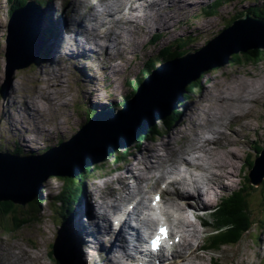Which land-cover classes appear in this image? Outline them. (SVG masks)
Returning <instances> with one entry per match:
<instances>
[{
    "label": "rangeland",
    "instance_id": "374dc122",
    "mask_svg": "<svg viewBox=\"0 0 264 264\" xmlns=\"http://www.w3.org/2000/svg\"><path fill=\"white\" fill-rule=\"evenodd\" d=\"M57 1L59 2L56 6H58L60 10H65L70 4V0ZM62 1L64 2L63 6ZM251 1L237 0L235 1L236 3L232 2V4L227 6L226 10L215 14V17L212 16L210 19H204L211 11L210 10L206 11L205 16L203 14V19H198L196 15L199 12V7L204 3L207 5L212 2V0H198L197 2L199 3H196L197 6H187L180 10V12L173 14L175 18H173L174 26L172 28L166 30L162 28V26L159 27V24L157 23L156 26L158 29L156 31L165 33L167 39H169L181 35L187 28H190L189 31L179 36V38H185L186 36L191 35V38H193L192 42L196 40V43L190 44L186 49H196L202 46L217 29L221 28L223 25L230 24H224V22L231 17L230 13L233 10L243 9L242 11L244 12L249 11L250 9H261V11L264 12L263 1ZM101 2L102 1L99 0V2L95 4L96 0H84V5L93 6L94 10L88 8L86 10L83 9L82 12L89 16L91 13L96 14L97 16H102L101 20H104V14L100 13L103 12ZM4 5L6 6L5 1L0 0V115L2 114L1 110L3 105H5V103H10L13 98L16 99L13 101L14 107L10 106L9 109L11 114L15 113L13 116H8L9 118L12 116L10 124L18 126L19 124H22L28 130H22V133H20V131L14 132L13 129L12 131L9 128L10 124H6L9 120L0 116V142H7L3 140V136L7 137L9 134L17 135L19 138L17 139V147L25 149V152L42 153L46 147L55 146L59 141L64 140L68 136H71V134L75 133V129L87 120V117L79 115V111L76 107L77 102L84 104L86 110H92L90 107L92 105H102L96 106V108L110 106L105 103H114V106H119L121 104L120 101L124 100V97L127 96L126 94L133 93L135 87L134 81H138L140 77H143L145 61L148 57L155 53L157 54L159 51L158 44L148 46L149 51H146V48L141 52L138 50L136 52H140L137 53L139 54L140 59H136L133 55L136 52H131L128 58L120 61V74L119 72L115 74L110 73L99 79H96L95 77L89 78V76L83 79L81 78L80 86L83 87V90H79L78 88L76 90V87L74 86L72 92L73 95L69 97L67 93L52 94V97L55 98L54 103L56 104V107L53 103L54 105H51L45 112H40L42 114L40 116L37 113L26 109L28 102L27 100L24 101V98H28L33 103V101H35L33 98L37 97L17 98L20 97L18 90L26 89L25 92L31 95L32 89L28 85L24 86L27 84L25 80L27 77L25 78L24 74L32 75L33 73L42 70L44 72V77L49 75L54 76L55 74L49 72V70L52 71V69H54V64H51V62L47 63L43 59H40L41 57H37L35 60L39 62L35 61L31 65V67H33L32 69H28V67L25 71L24 69H14L12 74L13 81L8 88V93L6 95L1 93V85L5 80L6 71L3 51L6 44L5 33L8 23L6 16L3 14ZM49 5L55 8L54 3ZM112 7H114V5H112ZM68 9H71V6H69ZM97 9L100 11H97ZM186 9H188V11L183 13ZM99 21L100 19H98L97 23L100 25ZM116 31L123 32L120 28L112 27V32ZM128 31H130L131 38L136 44L147 38L141 30L132 26L130 28L128 27ZM35 36L36 40L41 42L42 38H39L37 34H35ZM167 39L164 37L161 42ZM55 44H57L56 39L54 41V45ZM234 55L235 54L228 55V62L226 64L215 66L213 69L202 74L199 78L187 83L182 90L181 97L176 103V106L169 109L162 118L157 119L154 125L148 129L147 133L141 135L132 146L110 154L104 160L92 167L82 169L77 174L80 175L84 170L91 169L88 176H82L80 184L83 186L80 197L83 196L86 203H91L94 201L91 198L92 191H94L97 196H100V192H97V189L101 191V194H104V191L106 190L104 189V186H116L119 184L117 186L119 187L121 184L119 180H122V176H125V171L129 170V168L131 169L132 167L134 170L133 172H140L138 170L136 171V168L143 167L145 164L150 163V156L156 154H160L161 157L165 158L163 160V167L169 166L170 159H176L178 154L179 158H182L183 155L187 156L186 153H191V149L194 148L197 142L203 139L201 138L203 135L210 136L209 133H211V129H217V133H211V137L213 135L215 138L219 137L212 146V149L215 154H218L216 159L218 166L217 173L223 174L220 182L223 187L226 188V192L219 190V196H223L225 193L227 194L224 196L223 201L215 206H213V203H209V193L206 192L202 195L201 201L207 206L206 208L204 207V214L197 216L194 220V228L198 232L193 237L192 243L189 245L190 248H187V250L191 251L192 249L201 246L200 253H198L201 255V264H259L260 261H264V181L261 183L257 181L260 174L257 173L252 175L251 180L255 181L256 184L253 185L254 188H251L250 186L252 185L248 180V175H250L253 170L255 171V167L250 169L248 166L249 158L250 160L254 158L250 153L254 155L252 149L254 147H260L262 144L264 145V90L262 89L260 92L261 94L257 95L258 97L255 98L251 105L245 103V100H247L248 97L256 96L255 94L249 95L250 90L254 88L257 83L264 81V59L255 63L252 58L238 54V61L233 62L231 57ZM75 70L77 69L74 66L66 72L61 71L60 73H65V77H68V79L77 84V79L80 73L76 72L75 75ZM74 77L77 78L73 79ZM116 77L118 78L115 79ZM83 83L89 85L91 83L92 85L85 86ZM21 84L23 87L20 86ZM61 84V82L54 84L51 83L50 88L56 89L57 87L62 86V89H64V86ZM15 86H17L18 90H15ZM31 87H33V85H31ZM188 87H191L192 89L188 90ZM104 88L106 91L103 90ZM63 92H65V90ZM97 92H101L99 97L102 98L96 100L102 101L103 103L94 102L93 97L98 95ZM61 94L66 98L61 99ZM189 96L190 98L188 99ZM222 96H226L227 99L225 98L222 100ZM228 97L230 100H228ZM39 98L47 99V101L51 100L50 94L46 91L39 92ZM233 98L236 100L235 102L233 101ZM18 100H20L18 103L19 107L16 106ZM240 101H244L246 105H243ZM115 102H117V104ZM58 103H62V105L59 106ZM63 103H66L65 106H63ZM231 103L235 106H230ZM20 106H22V108ZM238 107L243 111L239 110L238 112L236 109ZM187 109L188 112L186 114ZM26 110L29 111L30 114H27ZM183 113L184 115L182 117ZM229 113H233V115H236L234 113H238V117H241L245 113L247 114L243 118H240L239 121H235L230 117ZM174 115L175 118L170 121ZM223 119L226 120L224 121ZM37 120L40 122L37 124L38 128L40 127L46 131L42 135L37 132L38 128L34 124V121ZM155 125L158 127V133L156 134L152 132V134L149 135V132H151V129ZM59 126L69 129V135H57V130L60 128ZM219 131L223 133L219 134ZM233 131L235 136L231 135ZM48 134L56 136L51 137L48 136ZM144 136H146V138H144ZM29 138L39 140V144L35 146L38 148H25V145L34 142H28ZM224 140L228 141L227 144L223 145L224 147L221 150H218L220 149L219 144ZM143 146L148 147V150H142ZM166 155L169 156L166 158ZM137 158L139 159V162L136 161ZM246 162L247 167L245 165ZM133 166L138 167L134 168ZM153 173L158 175L159 171L154 169ZM149 181V186L146 188L144 187L145 191H149V196H152L155 191H162L158 189L163 186V181L159 179L156 180L155 177ZM63 184L64 182L60 178L55 177L52 180L47 179L45 181V184L43 185V204L40 205V211L37 217L31 221L16 226L13 229L4 226L0 221V254L8 255L9 257L12 254H15V256L19 254L27 264H52V260L49 258V250H51V246L56 244L57 239L61 234V227L57 224L54 218L53 207L46 201L50 199V202H52L55 194L61 190ZM239 190H241V193L244 196V203L238 202V199L230 201V196L233 192ZM138 193L139 191L136 190L133 196ZM256 193L260 194L258 199L256 198ZM127 194L128 192L123 193L122 196H126ZM133 196H131V198ZM141 196L142 194L138 195L137 199H140ZM119 197H121V195ZM260 198L263 203L260 202ZM124 202L125 201H123L122 204ZM82 203L83 200L80 201L77 208H79ZM130 203L133 202L131 201ZM242 203L246 205L245 209L249 215H243L241 212L237 211ZM238 204L240 205L238 206ZM20 207H22V209H20L21 214L27 206ZM124 207L126 209L129 208V203L125 202ZM76 214L77 213L73 214L70 227H73V220ZM83 217L84 220H86L87 216L83 215ZM222 225L225 226L222 229H225L226 226L231 228L242 226L244 229L243 235L239 240L229 243L228 245L221 247L219 250H213L212 252L210 248L212 247L211 242L213 235L218 232V229Z\"/></svg>",
    "mask_w": 264,
    "mask_h": 264
},
{
    "label": "bare ground",
    "instance_id": "6f19581e",
    "mask_svg": "<svg viewBox=\"0 0 264 264\" xmlns=\"http://www.w3.org/2000/svg\"><path fill=\"white\" fill-rule=\"evenodd\" d=\"M197 1L198 0H133V1L103 0V3L101 4L103 6V14L104 12L105 15L107 14L106 20L99 21L100 22L99 27H101V30L104 29L105 31L103 35L99 33L100 31L98 28L89 25L92 22H97L98 17L93 13H91L89 16L82 12V10L86 8H90L91 10H94L92 6L85 7L83 0H71L70 2L71 10H68V12L66 13L59 12L58 7L56 6H54L55 8H53L51 7V5H48L47 11L49 10L54 12L58 11L56 14L58 16L56 22L57 24L56 26H58V30H57V38H56L57 44L55 45L53 44V46H51V51H49L50 53L47 51V57H49L47 59L50 60L51 64H54V69L57 71L59 69L66 71V69L65 68L63 69V67L61 66V63H67V65L75 66L76 68L79 69L80 72L84 74V77H81L82 79L88 76L89 78L95 77L96 79H99L100 77L106 76L107 74L110 73L111 74L118 73L121 70L120 65L119 64L112 65V62L116 59L115 58L116 55L125 53L124 56L127 57L130 55L131 52L138 51L141 48L140 46H143L146 43L144 42V40L141 44H139L138 42L137 44L134 43L133 39L131 38L132 36L129 33L130 31L128 32V30L125 29L126 25H129V27L134 26V28L141 29L143 31L144 36L150 34L149 35L150 37L151 33H161L160 31H156L158 29V27L156 26L157 23L159 24V27L162 26V28L169 30L174 26L173 18L175 17L173 16V14L180 12V10L186 8L187 6H191V5L195 6L196 3H199ZM213 1L214 0H212V2ZM127 3H129L130 15L124 13L125 15H123V17L116 18L118 12L121 13L124 12ZM51 4L53 3L51 2ZM112 5H114V7H112ZM106 10H108V12H106ZM187 11L188 9L184 10L183 13ZM205 11H210V9L207 8L206 10H204L203 14ZM142 12H145V14L140 16L138 15L134 16L136 14H141ZM41 14L44 13L40 12V14L37 15V23H35V26L31 29L27 42V51H29L31 55H34L33 56L34 60L37 58L36 55L38 54V52H41L40 42L36 40V36H35V34H37L39 38H42L40 31H38L39 30L38 19ZM215 16L216 15H214L213 17ZM19 22L21 21L19 20ZM120 25L124 26L123 32L117 31L115 33H112L110 28L114 26L120 28L121 27ZM19 30L24 31V25H21L19 27ZM20 39H21V32L19 34L18 42L16 43L15 53H16V57L19 56L18 58L25 60L24 56H22V51L24 50V46L21 45ZM195 41L193 43H196ZM5 81L6 78L4 82ZM52 84H54V82H52ZM83 84H85V86L92 85L91 83L90 85L86 83ZM262 89L264 90V81H262L261 83H257L254 86V88L250 90L249 95L255 94L256 96L250 98L248 97V99L246 98L247 100H245V103L246 104L249 103L251 105V103L255 100V98L258 97L257 95L261 94L260 92L262 91ZM100 93H98V95H95L93 97L94 102L103 103L102 101L96 100L98 98H102L99 97ZM225 98L226 96H222V100H224ZM25 100H27L28 102V104L26 105V109H29L30 111L37 113L40 116L42 115L40 112H45L50 107L46 105V102L47 103L52 102V99L47 101V99L33 98V100H35L33 101V103L28 98L27 99L24 98V101ZM228 100H230L229 97ZM13 101L12 103L11 102L5 103V105H3L1 110L2 114L0 116L5 117L9 120V122H7L6 124H10L12 116L15 115V113L11 114L9 111L10 106L14 107ZM233 101L235 102L236 100L233 98ZM240 102L243 105H246L244 101H240ZM115 103L117 104V102ZM105 104L114 106V103L113 104L105 103ZM96 106H102V105L99 104V105L90 106L92 111L96 109ZM230 106H235V105L231 103ZM236 109L238 112L239 110H242L239 109V107ZM187 112L188 109L186 111V114ZM26 113L30 114V112L27 110ZM247 113H245L241 117H238L239 115L238 113H234L236 115H233V113L232 114L229 113V115L235 121H239L240 118H243ZM10 115H12L11 118L8 117ZM183 115L184 113L182 114V116ZM223 120L225 121L226 119ZM38 123H40L39 120L34 121V124L36 125L37 128H38L37 126ZM9 128L11 130L13 129L14 132L20 131V133L28 130L22 124H19V126L10 124ZM37 132H39V134L42 135L46 131L39 127ZM219 132H220L219 134L223 133L221 131ZM211 133L212 134L217 133V129L215 128L211 129ZM211 133H209L210 136L203 135L201 137L203 139L196 143L194 148L191 149L192 150L191 153H186L187 155H189V157L187 158L184 155L182 156V158H179V154H178L176 159L169 160L170 161L169 166L163 167V163H164L163 160L165 158L161 157L160 154L152 155L150 156L151 157L150 163L145 164V166L143 167L136 168V171L138 170L140 172L138 173L133 172L134 170L132 167L131 169L129 168V170H126L125 176H122V180H119L121 183L120 186L113 188L111 192H108L107 194L106 192H104V194L100 193V196H97L96 193L92 191L91 198L94 201L91 203L84 202L83 205L80 207L79 216H77L75 218V221L73 222L74 225L73 237L75 240L71 239V241L73 242V244L75 243L77 244H76V251L74 253L75 262L71 261L70 264H93L96 261L93 259L97 257H94L92 253L93 251H95L97 244H101L102 246L100 247H103L104 251L107 253V255L98 256L99 258L97 263L101 262L100 264H123V258L125 255L127 245H125L123 240H121L119 231H115V230H110L109 232H107L106 230L103 231L99 222L101 219H104L108 222L109 225L111 222L110 217L120 216V214L123 211L120 212L119 214H116V212L122 209L125 202H130L132 199H135L136 195L133 196L134 184H132V182H134L136 186L139 188V191H141L140 193H144L145 195L148 194V192H145L144 189L141 188V184L144 181L142 176L146 175L145 171L151 172L153 169L161 170V174L159 176L160 180H166L173 177L169 183V186L172 188V190L170 189L165 191L167 196H163V197L159 196V197L161 202L163 199L164 205L168 206V208H166L164 213L167 214L168 216H176L178 222L187 228V229H182L183 230L182 239L184 240V243L178 245L180 247L179 249L180 256L179 258L175 259L172 262V264H201L200 261L201 255L198 254L200 253L201 246H198L192 249L191 251L189 250L186 251L187 244H188L187 246L188 248L189 245L192 243L193 237L198 232L194 228L195 224L189 220L188 212L190 210L196 211L197 209L200 208L204 209V203H202L201 201L202 200L201 189L203 186H206V192L210 194L209 203L215 204L218 202L215 200V198L219 195V190H223L226 192V188L223 187V185L220 182V180L223 177V174L217 173L218 166L216 159L218 154H215L214 150L212 149V146L219 139V137L215 138L214 135L211 137L212 135ZM57 135L67 136L69 135V129L60 127L57 130ZM231 135L235 136L234 131L231 133ZM48 136L55 137L56 135L48 134ZM32 141L34 142L25 145V148H33V147L38 148L35 146L39 144L38 143L39 140L35 138L28 139V142H32ZM227 142L228 141L226 140L221 142L219 144L220 149L218 150H221L224 147L223 145L227 144ZM146 149L148 150V147L143 146L142 150H146ZM168 156L169 155H166V158ZM153 160H155V162ZM136 161L139 162V159L137 158ZM262 169L263 171L259 170L258 173L264 172V167ZM122 192L125 193L128 192V194L126 196H122ZM226 194L227 193H225V195ZM120 195L121 197H119ZM131 196L133 197L131 198ZM123 201L125 202L122 204ZM135 208L138 211V217L136 218L140 222V225L142 227L146 226L144 228L151 227L154 224L153 220H150L149 218L145 217L142 213L145 209L148 208V205L144 202L143 197L142 199L137 201ZM83 215L85 216L87 215L89 217L87 221L84 220ZM130 216H131L130 214L126 215V218L124 219V225H130V223L128 222ZM110 235L112 237H110ZM141 252L142 251H139L138 253ZM89 254L91 257H93V259L91 260L89 259ZM167 254L168 253H166V255L163 258L164 264L167 261ZM131 259H133L132 256ZM156 260H159V256H156ZM0 264H27V263L19 256V254L16 256L15 254H12L10 255V257L8 255L0 254Z\"/></svg>",
    "mask_w": 264,
    "mask_h": 264
},
{
    "label": "water",
    "instance_id": "95a60500",
    "mask_svg": "<svg viewBox=\"0 0 264 264\" xmlns=\"http://www.w3.org/2000/svg\"><path fill=\"white\" fill-rule=\"evenodd\" d=\"M20 21L15 16L11 18L5 38L3 54L7 84L11 82L14 69L30 64V61L16 57L15 53L21 32L19 27L23 24ZM256 50L264 51V21L247 15L235 21L201 51L154 70L127 103L116 106L119 109L114 110L115 113L110 111L92 116L84 129L70 141L37 156L18 158L0 153V203L11 202L19 210L22 209L20 206H27L24 211L30 209L32 201L41 199L45 180L50 177L75 178L82 169L132 146L157 119L176 106L187 83L215 66L226 64L229 54L248 55ZM254 167L251 177L259 170L263 171L264 148ZM258 174L257 181L260 182L264 172Z\"/></svg>",
    "mask_w": 264,
    "mask_h": 264
},
{
    "label": "trees",
    "instance_id": "16d2710c",
    "mask_svg": "<svg viewBox=\"0 0 264 264\" xmlns=\"http://www.w3.org/2000/svg\"><path fill=\"white\" fill-rule=\"evenodd\" d=\"M9 1L11 4H14V6H11L12 7L10 10L11 13H12V11L17 10L21 6V3L22 4L26 3L25 0L22 1L21 3L18 2L17 0H9ZM15 2H16V5H15ZM251 13L255 17L261 18L262 20H264V14H263L264 12L263 13L259 12V9L258 10L255 9ZM205 14H206V11L204 12V16H205ZM225 21L227 22L228 19H226ZM226 22H224V24ZM192 39L193 38H191V35H189V38H188V36H186L185 38H177L176 39L177 45H182L183 48L181 47L176 51H173L172 47L166 48L154 60H150L147 63L146 69H148V70L153 69L157 64L156 62L159 61L160 58L173 59L175 57L182 56L183 54H185L183 49H186L187 46L190 44H194L192 42L193 41ZM237 55L238 54H235L234 56L231 57L232 58L231 60H233V62L238 61ZM245 56L252 58L253 61L261 60L264 57V51L263 50H256V51L252 52L251 54H248ZM141 81H142V79L138 80L134 83L135 87H134L133 93L136 92V89L140 85ZM191 89H192L191 87H188V90H191ZM132 95L133 94H131L130 97ZM188 98H190V96ZM121 101H123V100H121ZM174 118H175V115L172 116L170 121H172ZM86 119H87L86 122H88L89 119H91V115L88 114ZM152 132L156 133V134L158 133V127L156 125L151 129V132H149V135L152 134ZM144 138H146V136H144ZM262 148H263V146L256 147L257 154H259L261 152ZM0 150L5 151L4 148H0ZM13 150L14 149H11V152H13ZM16 152L21 153V151L18 149L16 150ZM250 155L252 156L251 153H250ZM248 162H249L248 166L251 169L252 166L254 165V159L252 158L250 160V158H249ZM245 165L247 167V162L245 163ZM89 170L90 169H87L83 174L78 175L77 176L78 178H64V180H63L64 185L61 188V190L58 191V196L56 197V200H55L56 202L57 201H59V202H58V204H55V206H54V208H55V214L54 215H55L56 222L58 225H60V222H63V223L67 222L68 219L70 218V214L76 209V206L79 202L78 197L80 194V190H82V187H83L80 185L81 184L80 178H82L83 175L87 174L89 172ZM50 179H53V178H50ZM248 180L250 181L249 175H248ZM250 187L254 188L253 185ZM258 196H260V194L256 193L257 199H258ZM230 197H231L230 201H232L234 199H238V202L244 203V200H245L243 194L241 193V190L234 191ZM263 201H264V199H263ZM263 201L260 198V202L263 203ZM243 203L241 205L238 204V206L240 205L241 207L237 211L241 212L243 215H249L245 209L246 205H244ZM41 204H43V199H36V200L31 202L30 209L23 211L20 214L19 208H17V206H15L13 203H11V202L0 203V221L2 222V224H4V226H7L8 228L13 229L16 226L22 225L23 223H27L28 221H31L32 219L36 218L39 211H40L39 208H40ZM58 205H60V206H58ZM243 207H244V209H243ZM223 227H225V226L222 225L218 229V232L213 235L212 242H211L212 247L210 248L212 251L213 250L214 251L219 250L221 247L239 240L243 235L244 229L242 228V226H239L238 228H231V227L226 226L225 229H222ZM66 244L68 245V242L64 236L63 242H60L56 245L51 246V250H49L50 256L52 255V260L56 264H69L68 258H67L68 249H67Z\"/></svg>",
    "mask_w": 264,
    "mask_h": 264
},
{
    "label": "snow or ice",
    "instance_id": "6c2138e0",
    "mask_svg": "<svg viewBox=\"0 0 264 264\" xmlns=\"http://www.w3.org/2000/svg\"><path fill=\"white\" fill-rule=\"evenodd\" d=\"M158 200H159V197L157 196V197L155 198V201H154V202H156V201H158ZM160 231H161L162 234L166 235V229L161 228ZM154 243H155V242H154Z\"/></svg>",
    "mask_w": 264,
    "mask_h": 264
},
{
    "label": "flooded vegetation",
    "instance_id": "af4514ba",
    "mask_svg": "<svg viewBox=\"0 0 264 264\" xmlns=\"http://www.w3.org/2000/svg\"><path fill=\"white\" fill-rule=\"evenodd\" d=\"M187 111V110H186ZM183 117V116H182Z\"/></svg>",
    "mask_w": 264,
    "mask_h": 264
}]
</instances>
